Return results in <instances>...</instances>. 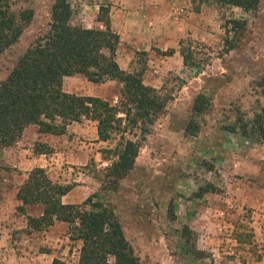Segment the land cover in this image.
<instances>
[{"label": "rangeland", "instance_id": "1", "mask_svg": "<svg viewBox=\"0 0 264 264\" xmlns=\"http://www.w3.org/2000/svg\"><path fill=\"white\" fill-rule=\"evenodd\" d=\"M52 2L10 0L13 11L31 8L33 13L15 42L0 53V81L29 43L48 29ZM192 2L199 18L178 41L192 51L196 66L164 70L163 51L154 49L150 56L135 52L129 66V71L142 68L143 83L169 97L131 169L120 179L104 176L115 138L98 140L95 123L82 119L67 128L69 133L65 129L63 145L78 156L65 162L70 170L57 184L73 188V204L90 195L92 201L108 204L141 264H264V125L261 135L253 122L264 106V0L254 12L210 0ZM69 3L72 24L101 28L98 6H107L106 0ZM232 19H242L243 26L231 28ZM157 65L162 70L155 71ZM119 87L115 80L94 83L80 74L62 82L66 92L111 104L117 101ZM197 94L206 97L207 105L195 115L198 131L187 136L183 130ZM1 163L2 158L0 264H50V258L75 264L80 242L69 240L66 223L26 226V216H37L41 209L29 204L21 210L15 198L30 170L5 171ZM184 225L190 231L186 240Z\"/></svg>", "mask_w": 264, "mask_h": 264}, {"label": "trees", "instance_id": "2", "mask_svg": "<svg viewBox=\"0 0 264 264\" xmlns=\"http://www.w3.org/2000/svg\"><path fill=\"white\" fill-rule=\"evenodd\" d=\"M215 4L237 7L254 12L259 0H210ZM31 8L13 11L10 0H0V53L15 42L32 18ZM69 0H53L49 9L48 29L36 36L16 58L13 66L0 81V149L12 145L29 124L37 131L63 134L70 122L82 119L95 123L98 140L115 138L113 159L104 169V176L120 179L131 169L145 135L154 121L165 113L168 95L142 81L143 69L124 71L115 60L118 35L111 30L108 7L98 6L101 28H85L70 22ZM231 28L242 27L244 21L232 19ZM227 39H225V42ZM178 52L184 66H196L192 51L179 41ZM172 49L162 55H171ZM145 54V52H139ZM80 74L88 81L99 83L115 80L120 84L117 101L90 95H76L63 90L64 76ZM264 94V76L261 79ZM207 99L197 94L192 102V115L184 126V134L194 136L198 131L195 115L203 112ZM253 122L263 135L264 106L254 114ZM244 134L245 131L241 130ZM34 146L35 152L45 149ZM70 189L50 181L44 169L33 167L18 187L15 198L24 205L41 206L37 216H26V226L38 229L52 221L66 223L69 240L80 246L75 264H141L125 238L113 209L101 200L86 197L80 204L62 203L61 196ZM88 205V209L85 207ZM169 216L173 215L168 204ZM182 235L190 231L182 226ZM192 252L201 251L192 248ZM50 264H69L52 258Z\"/></svg>", "mask_w": 264, "mask_h": 264}, {"label": "crops", "instance_id": "3", "mask_svg": "<svg viewBox=\"0 0 264 264\" xmlns=\"http://www.w3.org/2000/svg\"><path fill=\"white\" fill-rule=\"evenodd\" d=\"M106 2L110 28L119 37L115 49V60L119 68L129 71L135 52L142 51L146 56H150L149 53L153 49L155 51L172 49L171 55L163 56L162 68L169 71L180 68L182 60L180 63L178 49L179 41L182 40L178 39L186 33V29L191 31L199 18L197 10L192 9V0H106ZM201 7L202 4L199 8ZM159 70L162 69L157 65L155 71ZM73 123L76 122L67 124L65 129L67 130ZM76 128L74 127V130ZM69 132L67 130V133ZM64 135L65 133L53 135L38 132L34 124L25 126L12 145L0 149V158L3 159L1 169L10 171L16 168L22 171L40 167L52 182L62 183L65 170H70L68 167L65 169V162L73 161L78 156V153L75 154L67 145H63L66 141L62 138ZM93 135L95 139V131ZM59 141L62 144H56ZM37 144H41L46 150L35 152L33 148ZM22 173L23 177H26L27 173L24 171ZM5 181L7 182L6 178ZM8 182L14 181L9 178ZM73 193V188L67 191L61 196V202L74 203Z\"/></svg>", "mask_w": 264, "mask_h": 264}]
</instances>
